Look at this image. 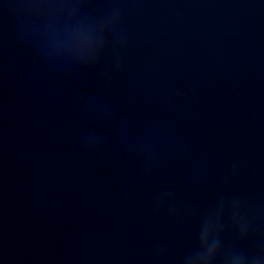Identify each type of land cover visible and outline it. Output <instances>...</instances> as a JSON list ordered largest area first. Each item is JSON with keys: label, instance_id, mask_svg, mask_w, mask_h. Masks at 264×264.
Wrapping results in <instances>:
<instances>
[{"label": "water", "instance_id": "obj_1", "mask_svg": "<svg viewBox=\"0 0 264 264\" xmlns=\"http://www.w3.org/2000/svg\"><path fill=\"white\" fill-rule=\"evenodd\" d=\"M217 212L264 264V0H0V264H181Z\"/></svg>", "mask_w": 264, "mask_h": 264}, {"label": "clouds", "instance_id": "obj_2", "mask_svg": "<svg viewBox=\"0 0 264 264\" xmlns=\"http://www.w3.org/2000/svg\"><path fill=\"white\" fill-rule=\"evenodd\" d=\"M77 2L78 0H49V3L55 5L74 4ZM233 227L238 230L241 237L245 235L246 227L237 219L235 211L233 212ZM221 232L220 213L217 212L215 218L211 215L206 217L199 231L197 248L195 251L186 254L182 258L181 264H213L220 249ZM243 262V256L228 257V264H243Z\"/></svg>", "mask_w": 264, "mask_h": 264}]
</instances>
